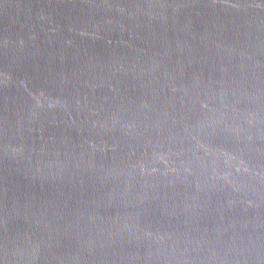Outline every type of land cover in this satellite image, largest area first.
I'll use <instances>...</instances> for the list:
<instances>
[{"label":"water","instance_id":"water-1","mask_svg":"<svg viewBox=\"0 0 264 264\" xmlns=\"http://www.w3.org/2000/svg\"><path fill=\"white\" fill-rule=\"evenodd\" d=\"M0 264H264V0H0Z\"/></svg>","mask_w":264,"mask_h":264}]
</instances>
